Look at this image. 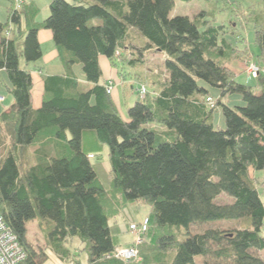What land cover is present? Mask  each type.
I'll list each match as a JSON object with an SVG mask.
<instances>
[{"label": "trees", "instance_id": "trees-1", "mask_svg": "<svg viewBox=\"0 0 264 264\" xmlns=\"http://www.w3.org/2000/svg\"><path fill=\"white\" fill-rule=\"evenodd\" d=\"M8 1L0 70L13 101L0 109V213L25 248L19 264H53L28 239L34 218L46 223L49 246L64 263L78 255L65 243L76 237L85 260L71 264H196L197 256L200 264H264V191L253 175L264 170V67L256 91L228 64L251 49L246 37L228 39L215 8L171 15L175 0H50L43 20L35 1ZM244 10L264 64V0ZM42 28L51 30L64 69L43 75V99L34 107L29 64L43 55ZM149 52L161 54V71L145 68ZM101 55L127 82L124 96L136 94L127 118L107 91L116 81L103 78ZM208 86L219 90L214 103ZM233 94L243 103H228ZM217 109L223 127L215 124ZM86 134L108 145V186ZM111 193L149 206L136 256L117 255L135 235L130 222L132 242L119 243Z\"/></svg>", "mask_w": 264, "mask_h": 264}, {"label": "rangeland", "instance_id": "rangeland-1", "mask_svg": "<svg viewBox=\"0 0 264 264\" xmlns=\"http://www.w3.org/2000/svg\"><path fill=\"white\" fill-rule=\"evenodd\" d=\"M31 1V0H27ZM37 3L40 8V13L37 17L39 20H43L49 14V2L50 0H33ZM258 0H175L173 8L171 9L170 14H187L190 17H193L200 9H210L213 10L215 8V21L222 22L224 21L229 26V31L225 32V36L231 41H235L237 39V34L243 35L246 37L247 41H249L251 45V49L248 52H244L239 55V57H232L230 62L228 63L231 67V71L234 74L235 78L240 82L247 83L252 85L256 91H260L259 85L257 84L256 75L258 74V70L264 67L263 61L259 60V56L256 55L258 44L255 40V31L254 24L252 22V18L248 17L245 12V8L250 6L251 4L256 3ZM17 2V0H15ZM21 3V0H19ZM8 0H0V20L5 21L8 16ZM248 11V9L246 10ZM236 24V28L231 23ZM228 29V28H227ZM241 35V36H242ZM243 38V37H242ZM54 43V42H53ZM52 42H44L43 48H48ZM246 55V56H245ZM146 69H156L160 70V63L162 60V56L156 52H149L146 55ZM100 60L103 68V77L112 76L115 79L116 85L113 87L112 96L119 106V109L123 115V117L127 118V105H130L134 102L136 98V94L134 92H128V95L125 97L123 92V87H127V82H120L119 75L117 74L116 68H114L108 58L104 55L100 56ZM21 62L25 63L24 58H21ZM256 66L259 68L257 71H251V67ZM75 70L82 74V68L80 64H75ZM254 69V68H253ZM257 72V73H256ZM127 81V79H126ZM131 82L128 80V83ZM10 82L8 80L7 74L4 70H0V94H4L6 96V100L3 103H0V109L4 106H7L11 103L13 98L11 92L9 91ZM210 95L212 96V100H209L211 103H214L215 98L219 95V90L215 87L208 86ZM127 89V88H126ZM128 90H126L127 93ZM239 98V99H238ZM228 103H243V100L240 99L239 94H233L228 99H226ZM238 101V102H237ZM220 109V108H219ZM217 109L215 111V124L220 125L221 127L225 126V118L222 114L221 110ZM85 148L88 150H94V157L92 160L95 162L96 170L99 178L103 182L105 186L109 184L108 171L110 167L109 156H108V145L102 144L99 145L96 141L91 138H88L87 134L85 135ZM100 146V147H99ZM253 175H257V183L262 191H264V170H258L256 172L253 171ZM113 197L112 205L118 207V214L113 216L111 221L115 224H118V241L119 243L128 246L133 240V233L128 228L130 222H140L145 219L147 213L149 212V206L143 202L136 201H128L123 202L120 200L118 196L111 193ZM229 197L226 194L221 196V200H228ZM124 203V204H123ZM110 205V204H109ZM111 207V206H110ZM234 221V220H233ZM234 224V222H231ZM237 224L239 222H236ZM28 226V239L36 246V247H44L47 249L49 259L53 262V264H71L76 259L85 260V253L83 251V245L81 241L76 237H71L65 241L66 245L70 247L71 251L78 253L75 255L71 252V257L68 260V263L61 262L59 257L52 251L49 246V241L47 239V230L46 223L40 224L38 218L31 219L27 222ZM264 233V227H263ZM262 255L264 256V249L262 250ZM200 257L197 256L196 264H200Z\"/></svg>", "mask_w": 264, "mask_h": 264}, {"label": "built area", "instance_id": "built-area-1", "mask_svg": "<svg viewBox=\"0 0 264 264\" xmlns=\"http://www.w3.org/2000/svg\"><path fill=\"white\" fill-rule=\"evenodd\" d=\"M22 1V0H21ZM17 6H20L19 0H17ZM254 68V69H253ZM256 66L251 67V71L258 70ZM257 73V72H256ZM115 83L112 79L107 83V91L112 93ZM141 95L146 92L145 85L139 88ZM5 96L0 94V102H3ZM208 100H212L208 97ZM91 157L93 154H89ZM131 231L135 235L134 244L130 247H121L117 251V255L122 257H133L137 255V245L143 241V235L147 229V219L142 222H132L130 225ZM26 257V251L24 246L18 240L17 236L6 224L3 216L0 213V264H19Z\"/></svg>", "mask_w": 264, "mask_h": 264}, {"label": "crops", "instance_id": "crops-1", "mask_svg": "<svg viewBox=\"0 0 264 264\" xmlns=\"http://www.w3.org/2000/svg\"><path fill=\"white\" fill-rule=\"evenodd\" d=\"M39 39L41 42V46L43 49V55L41 57V59L37 60L36 62H31L29 64V67L32 69V75H33V80H34V84H33V106L34 107H38L43 99V93H44V82H43V75L45 74H55V73H61L63 72L64 67L62 66L60 60H59V53H58V49L55 45V43H53V36H52V32L50 29H46V28H42L39 30ZM52 42V45H50V47L43 48V44L44 42ZM22 65H25V63H22ZM100 64L102 67V63L100 60ZM103 71V68H102ZM77 72V71H76ZM79 79L81 80V82L86 83V79H85V75L84 73L79 74L77 72ZM104 79L106 78H112V76H105L103 77ZM4 95V94H3ZM5 96V95H4ZM6 96L3 100V102L6 100ZM13 101V98L11 100V103ZM0 102V103H3ZM10 103V104H11ZM10 104H8L7 106H4L3 108H9ZM84 143H85V139H84Z\"/></svg>", "mask_w": 264, "mask_h": 264}]
</instances>
